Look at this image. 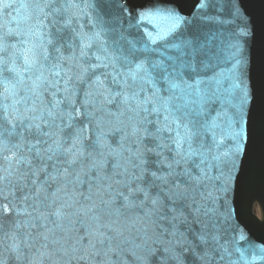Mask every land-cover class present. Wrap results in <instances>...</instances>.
<instances>
[{
  "label": "water",
  "instance_id": "water-1",
  "mask_svg": "<svg viewBox=\"0 0 264 264\" xmlns=\"http://www.w3.org/2000/svg\"><path fill=\"white\" fill-rule=\"evenodd\" d=\"M0 36L5 78L18 79L7 71L14 52L35 46L49 55L47 62L41 55L44 74L59 81V91L43 94L45 105L59 102L56 119L39 122L40 132L50 135L28 129L39 102L36 113L21 106L20 135L9 136L4 124V139L20 144L12 151L31 165L14 164L24 178L5 181L0 195V264H33L29 248L40 249L46 264L68 258L74 264H264V222L251 215L255 200L264 212V0H0ZM57 65L59 77L47 70ZM130 66H143L146 74L129 72ZM15 69L25 79L36 75L25 72L21 58ZM75 137L83 156L67 152ZM31 144L39 157L28 151ZM58 145L63 153L48 160V147ZM139 153L150 161L144 173L133 167ZM68 157L84 162L72 164L76 172L83 169V180L72 183L76 199L64 204L74 176L63 170ZM0 167L7 174L8 161L0 159ZM129 174L142 175L132 187L143 185L147 199L140 194L125 203ZM51 181L59 196L48 201ZM62 205L74 213L95 210L65 212L60 222L53 213ZM20 208L24 214L16 215ZM48 208L54 232L37 223L31 238L23 225L47 218ZM91 215L107 226L102 231L111 250L107 240L95 249L89 244ZM6 234L31 239L13 251ZM53 235L62 245L51 242Z\"/></svg>",
  "mask_w": 264,
  "mask_h": 264
},
{
  "label": "snow or ice",
  "instance_id": "snow-or-ice-1",
  "mask_svg": "<svg viewBox=\"0 0 264 264\" xmlns=\"http://www.w3.org/2000/svg\"><path fill=\"white\" fill-rule=\"evenodd\" d=\"M39 2V0H38ZM45 4L49 2H55V0H43ZM40 12L43 14L44 9L41 8ZM44 35H47L45 33ZM26 43V42H25ZM48 43H53L52 39L48 40ZM11 47L15 50L16 45L13 44ZM43 47V45H41ZM6 47L3 40V37L0 36V159L7 160L8 161V169L7 174H4L5 169L3 167H0V195L3 193V188L5 186V181H8L9 183L12 182L13 179L16 180H22L24 178V174H20L17 176L15 174V169L13 165L18 168V166L21 163L27 162L29 165H31V161L28 160L25 156L17 157V153L12 151V148L20 149V144H12L11 141H6L4 139L5 137V128L4 124L7 122L9 129L7 131V134L9 136H17L20 135L19 133L15 132L16 122L18 120L17 114L21 110V106L23 107V110L25 112L30 113H36L38 110V102H39V115H34L32 117L33 121L36 123L29 124L28 129L31 131L33 127L36 128L37 133L39 135H50L47 132H40V121H43L45 125L48 124V120H45V116H47L50 120L54 121L56 119V114L53 111L58 107L59 102L52 105H45L43 102V94L47 92L50 88H56L57 91H59V88L57 85L59 84V81H53L49 80L48 77L44 74L46 70V63L41 62V55L44 62H47L49 60V55L47 50L45 49L42 54L38 53L35 50V46L33 47H25L24 49L19 50V52H14L15 58H21L24 62L25 66V72H32L35 70L36 75L33 78L32 75H29L27 79H25V76L21 74L18 70L15 69V58L12 60V67L7 68V71L13 72L16 77H18L17 80H12L11 78H5L3 76V72L5 70L4 68V58L3 53L5 52ZM56 51H59V48L56 49ZM51 72V74L55 77H59L61 75V70L59 65H57L54 69H47ZM66 74V73H65ZM133 83H135L136 77H132ZM65 83H67L65 81ZM22 93V94H21ZM53 96H55V93H52ZM127 99V97L125 98ZM11 110V111H10ZM77 115H79V110H77ZM23 119H27L25 116ZM20 123H23V120H20ZM179 127V125H177ZM100 137H97V140L93 142L91 145V149L94 150L97 144L99 143ZM80 141L79 137H75L73 139V145L71 148L67 149L68 154L80 155L83 156V144L82 141H80V147H77V142ZM177 143H180V140L177 141ZM33 149H36V156H40V149L36 147L35 144L29 145L28 151L31 152ZM9 152V155H4L5 151ZM47 151L50 153V155L47 156L48 160H51L54 155L62 154L63 148L58 145L57 149L53 151L52 147L49 146ZM146 151H152V149H146ZM139 152V149L137 150ZM75 160L67 161L69 165L71 163H74ZM150 163V161L147 159V156L144 153H139L138 156V164L133 165V167H139L140 172L144 173L145 171H148L147 165ZM117 167L120 165L117 164ZM171 167V165H169ZM125 173H127V168H125ZM33 175H35V171L33 172ZM131 175V174H129ZM150 175L155 180H161L162 182L166 183L167 178L163 176H157L155 172H150ZM171 175V173H169ZM141 176H135L131 175V179L127 181L126 186L128 187V193L124 196V201L126 204L135 203L134 200H132V197H136L140 194H143L144 198L147 199L150 196V191L143 187L141 184H136L135 187H132V181L137 179H142ZM32 184H36V180H32ZM40 189L38 188L36 191V196L33 197V199H36L39 197ZM25 200L29 199L28 195H25ZM159 202V194H157V197L152 200V203L155 205ZM50 207L52 205H49ZM95 210V206L88 207L85 209H77V211L74 213L77 216H88L90 213H93ZM54 216L56 217V221L62 222L64 216L66 215L64 211V206L62 205L59 208L54 209ZM90 220L95 223V231H90L86 228V231L89 236L93 237V240L89 241V244L93 249H95L96 243L98 242L101 245H104L105 241H108V248L111 250V238L106 236V234L102 231V229L105 227L104 224L101 223V218L99 215H91ZM57 228L61 227V223L56 224ZM53 231L54 230H49ZM43 239L45 241L43 247L47 248L48 243L50 242V238L47 234L43 235ZM51 242L54 244L62 245L61 240L56 239L55 236L51 238ZM12 250L15 251L19 245L13 244Z\"/></svg>",
  "mask_w": 264,
  "mask_h": 264
},
{
  "label": "rangeland",
  "instance_id": "rangeland-1",
  "mask_svg": "<svg viewBox=\"0 0 264 264\" xmlns=\"http://www.w3.org/2000/svg\"><path fill=\"white\" fill-rule=\"evenodd\" d=\"M253 212L257 215V208L254 207Z\"/></svg>",
  "mask_w": 264,
  "mask_h": 264
}]
</instances>
